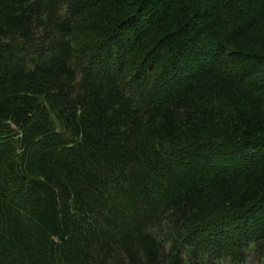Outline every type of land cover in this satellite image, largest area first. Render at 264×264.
<instances>
[{"label":"trees","instance_id":"obj_1","mask_svg":"<svg viewBox=\"0 0 264 264\" xmlns=\"http://www.w3.org/2000/svg\"><path fill=\"white\" fill-rule=\"evenodd\" d=\"M264 264V0H0V264Z\"/></svg>","mask_w":264,"mask_h":264},{"label":"rangeland","instance_id":"obj_2","mask_svg":"<svg viewBox=\"0 0 264 264\" xmlns=\"http://www.w3.org/2000/svg\"><path fill=\"white\" fill-rule=\"evenodd\" d=\"M256 259L253 257L249 264H255Z\"/></svg>","mask_w":264,"mask_h":264}]
</instances>
